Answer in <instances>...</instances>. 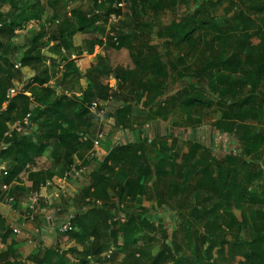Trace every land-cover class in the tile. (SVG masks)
Instances as JSON below:
<instances>
[{"label": "rangeland", "instance_id": "obj_1", "mask_svg": "<svg viewBox=\"0 0 264 264\" xmlns=\"http://www.w3.org/2000/svg\"><path fill=\"white\" fill-rule=\"evenodd\" d=\"M34 2L32 13L39 14L38 20L23 23L12 33L0 32V109L13 85H24L29 104L35 106L39 87L32 80L47 72L46 86L63 110L77 121L84 104L92 115L91 105L82 103L89 93L91 103L102 105L105 127L88 142L79 133L78 153L72 158L75 172L64 165L67 150L48 143L18 183L21 195L27 193L19 202L31 206L36 194L45 200L47 194L75 193L73 182H79L77 174L87 168L89 159L94 157L88 165L101 173L102 161L114 146H143L141 165L150 171L142 182L144 190L123 202L113 187L127 178L126 166L124 173L116 170L99 181L106 203L85 194L83 189L91 188L94 180L88 176V185L82 183L79 194L84 201L74 205V229L65 239L57 231L54 250L82 251L72 233L85 235V244H91L92 228L100 224L101 213L110 212L116 236L100 227L106 252L101 262L88 264L105 259L109 264H247L245 251L264 255V78L257 82L254 76L264 64V0H120L124 4L120 14L108 12L116 0ZM11 13L9 3L0 0V15ZM187 19L208 22L191 42L181 38L192 27ZM175 31L180 36L172 38ZM247 42L250 51L243 53ZM29 51L41 55L42 61L19 66ZM157 58L162 59L163 75L158 73ZM214 58L229 60L228 70L205 75V60ZM68 61L75 62L77 73L65 77ZM225 89L232 96L230 106L220 98ZM189 98L193 104H181ZM118 106L128 109L127 127L113 129L109 125ZM39 123L31 132L40 135ZM78 128L74 122L62 123L59 133L73 139ZM256 143L259 149L254 148ZM37 178L44 179V185L28 193ZM10 192L2 202L13 198ZM62 208L64 214L70 212L68 205ZM120 226L124 230L118 231ZM32 255L25 263L12 264H41L44 256ZM82 259L67 253L63 264H81ZM5 262L0 256V264Z\"/></svg>", "mask_w": 264, "mask_h": 264}, {"label": "trees", "instance_id": "obj_2", "mask_svg": "<svg viewBox=\"0 0 264 264\" xmlns=\"http://www.w3.org/2000/svg\"><path fill=\"white\" fill-rule=\"evenodd\" d=\"M7 1L11 7L12 13L9 17H4L0 15V32L6 31L9 33H12L15 28L21 27L23 23L30 22L33 20L39 19L38 13H32L35 2L39 0H2ZM118 2L120 0H116L115 3L110 4L109 7V14H120V8L118 7ZM199 11V9L197 10ZM188 23V26H192L191 29L186 31L182 35V41H188L191 42L193 39L194 34L198 30H204L207 29L208 22L205 21H194L187 19L186 21ZM187 27V24H184L182 26V30L185 31ZM247 28V27H246ZM63 32V30H62ZM173 37L180 36V32L175 31L172 35ZM63 44L64 47H67L65 44V41L62 40L60 42ZM120 41L118 39V45ZM250 42H247L243 44L242 46V52L243 53H249L247 50H249L248 45ZM250 51V50H249ZM43 57L38 54H34L33 51L26 52L23 56L22 61L20 62L21 65L24 66H30L35 62L42 61ZM157 66H158V73L163 75L161 62L162 59L157 58L155 60ZM230 65L229 60L224 61H218L217 58L212 59H206L203 66V72L205 75H208L210 72H221V70H228V66ZM66 72L65 77L69 76L71 73H77V68L75 66L74 61H68L66 63ZM42 76H37L32 80L33 82H36L39 87V94L35 98V106L31 107V104L29 102L31 101L30 98L25 94L24 90L23 92L19 93L13 98L8 97V93L12 87L8 90L7 94L4 97L3 101V107L4 109H0V164L4 165V168L6 170V175L4 173H0V202L4 200V197L7 193H9V190H11V194L13 196V203L12 206H17L19 202V199L23 196H25L27 193L22 194L19 192L18 189V183L22 179V175L25 174L28 169L29 165H31L34 161L40 159L42 157V154L48 145V143L53 142L55 145L59 147H64L67 150V154H65L64 158L66 159L64 162V165L67 169V171H72V158L74 155L78 153V136L79 133L83 132V134L86 135V139L84 138L85 142H88L89 140L93 139L96 136V133L99 131V129H102L105 127L103 123H101V116L99 115V110L102 109V105L99 106V109L97 112H92L91 115L89 110L85 108L84 104L81 111L78 112V120L75 121V119L72 118V116L65 110H63L61 107L62 102L60 100H53V91L46 86L50 82V78L47 75V72H44L41 74ZM255 80L257 82H261V80L264 78V64H260L257 67V71L254 74ZM39 77H42L39 79ZM120 77V75H117V79ZM19 83H23V78L21 75L18 76ZM24 86V85H23ZM185 91V90H184ZM229 90L225 89L221 93V100H224L228 106L232 105L231 99L232 96L228 93ZM186 93V92H185ZM183 94L182 92H178L177 96L178 98ZM112 95L116 99V104L119 103L117 90H113ZM235 97V95H234ZM111 98V97H110ZM249 98L244 99V103ZM92 97L91 94L86 93L84 94V100L82 103L91 105L92 103ZM191 105L193 104V101L191 98L187 99L185 102L182 101L181 104L184 105ZM113 106L112 104L110 105ZM91 110V109H90ZM114 115L113 119L115 120V125H109L110 127L114 128H120V127H127V112L128 109L124 108L122 106H118L113 108ZM30 114L29 118V124L24 126V119L26 116ZM16 116L17 118L13 117ZM242 117V116H241ZM239 117V118H241ZM21 121V122H19ZM40 122V123H39ZM74 122L76 126L79 128L76 131V136L71 139V134H60V129L62 127V123H71ZM76 122V123H75ZM14 123H17L19 126H23L26 130L23 132H18L16 129H11L10 126ZM35 123H39V130L40 135L35 134L36 132H31L32 127ZM10 135V136H9ZM39 141V142H38ZM2 145H6V147L2 148ZM255 149H259L261 146L259 144L253 145ZM143 151V146H137L135 149L133 146H114L107 156L102 161V170L100 172H96L93 170V172L90 174L93 180V185L89 189H83L86 190L85 194H87L88 197H91L92 199L98 201H102V203H106L107 195L106 191H104L101 187H99V181L103 180L104 178H108V175L112 174L116 170L122 171L124 173L125 169L124 167H127V178L123 183L116 184L113 189L117 191V196L120 201H127L131 200L134 197L137 196V194L141 193L144 190L143 186V180L146 177L145 175L149 174L150 171H145L142 168L143 163V156L141 157ZM11 158L9 162L6 161V159ZM230 158L233 161V157L230 156ZM6 162H5V161ZM94 161V157H91L89 161L86 163L87 167H90V163ZM89 164V165H88ZM162 167V164L160 165ZM231 172H235V168H232L230 170ZM161 172L165 175L166 171L161 170ZM99 176H101V179L98 180ZM145 176V177H144ZM228 181V178L225 179V183ZM231 186H234L235 179L231 180ZM45 180L37 178L35 180H32V186L33 188L28 192H38L42 185H44ZM4 186H7L9 188L4 189ZM226 186V184H225ZM228 188V187H226ZM23 193V192H22ZM230 194L231 191H228ZM6 201V199H5ZM42 202V200L39 198L37 205H39ZM163 211V208L161 209ZM62 211V210H61ZM65 212H61L60 214L63 215ZM70 213V212H68ZM73 213V212H72ZM74 214V213H73ZM103 218L99 222L94 225L92 228V231L90 234L92 235L93 242L89 245L85 244L86 236L79 234V232L72 233V239L77 242L78 247H82V251H78L77 248H70L67 252H61L60 250H54V249H48L45 252L44 258L40 261L41 264H63L65 260V255L67 253L72 254L74 257H78V255H82V263L81 264H88L89 261L93 262H101L102 255L106 252V246L104 242L102 241L101 235L99 233L100 227L104 226L105 229H107V232L109 235H112L113 237L116 236L114 230L115 223H113L112 215L110 212H103L101 213ZM75 218L72 222V230L74 229L75 222L77 220V215L74 214ZM81 227H84V223H80ZM82 227V228H83ZM83 228V230L85 231ZM124 230V227H119L118 231ZM71 231L67 233H61V236H67ZM208 231H210L208 229ZM208 233V232H207ZM5 241V240H4ZM255 241H258L256 238ZM239 243V242H238ZM236 243V244H238ZM256 243V242H254ZM241 245V244H239ZM11 249V248H10ZM11 251V250H10ZM247 264H253L255 261H261V264H264V255L261 254L258 250H254L253 252H249L248 250L244 252ZM243 253V254H244ZM5 258V257H4ZM6 259V258H5ZM15 261V260H14ZM7 264L8 263L6 260ZM109 260H104L101 264H109ZM72 264V263H71Z\"/></svg>", "mask_w": 264, "mask_h": 264}, {"label": "crops", "instance_id": "obj_3", "mask_svg": "<svg viewBox=\"0 0 264 264\" xmlns=\"http://www.w3.org/2000/svg\"><path fill=\"white\" fill-rule=\"evenodd\" d=\"M92 172L93 169L87 167L78 174L76 173L79 182H73L75 193H71V195H65L64 192L60 195L55 193L52 196L47 194L48 196H45L42 204H39L41 210L34 222L28 221L26 217L30 202L28 204L20 202L17 206H9L6 201L0 202V256L5 257V260L10 263L14 260L25 263L32 254L43 257L46 250L54 249L53 247L59 242V237L56 235L59 226L56 225L58 222L55 225L49 223L47 217L52 214L54 217H58L57 211L67 205L70 212H73L74 205L84 201L79 195L82 194L81 189L84 188L81 184L88 185L86 181ZM85 201H89V199ZM43 202L46 205H43ZM14 228H18L20 233L15 234ZM63 237L65 239V236Z\"/></svg>", "mask_w": 264, "mask_h": 264}, {"label": "built area", "instance_id": "obj_4", "mask_svg": "<svg viewBox=\"0 0 264 264\" xmlns=\"http://www.w3.org/2000/svg\"><path fill=\"white\" fill-rule=\"evenodd\" d=\"M117 5H118V7L120 9H122L123 6H124V4L122 2H118ZM113 35L114 34H111V36H113ZM114 41L115 42L118 41L116 36H114ZM19 66H21V63H19ZM116 84H117V82L115 80L114 86H116ZM23 88H24L23 85H18L16 87L10 89V91L8 93V97L9 98L15 97L19 93L23 92ZM113 89H115V88L113 87ZM99 106H101V104L92 103L91 106H90V109L93 112H97L98 109H99ZM102 112H103V110H101L99 112V115L102 114ZM29 118H30V114H28V116H26V118L24 119V126L29 124ZM16 125L17 126L14 129H16L18 132H23L24 133L26 131L23 126H19L18 124H16ZM17 127H19V128H17ZM98 136L100 138H102L104 136L103 132H101V134H99ZM3 147L5 148L6 145H2V148ZM1 172L4 173V175L7 174L6 170L4 168V165L0 164V173ZM7 188H8L7 186H4V189H7ZM31 200H33V203H31V206H29V212L27 213L26 217H27L28 221L34 222L36 217L40 213L39 205H37V203H38V195L36 194V196H34V198L30 199V201ZM6 203H7V205L12 206L13 199L12 198L6 199ZM57 213H61V209L58 210ZM74 218H75L74 214L72 212H70V213L63 214V216H61V218L59 216L58 217H54L53 214L52 215H48L47 220H48L49 223L54 224V225H55L56 222H58V224H56L57 226H59L58 231L60 233H67V232L72 230V222H73ZM13 232L15 234L20 233L18 228H14Z\"/></svg>", "mask_w": 264, "mask_h": 264}, {"label": "water", "instance_id": "obj_5", "mask_svg": "<svg viewBox=\"0 0 264 264\" xmlns=\"http://www.w3.org/2000/svg\"><path fill=\"white\" fill-rule=\"evenodd\" d=\"M111 124L115 125V120L114 119H111Z\"/></svg>", "mask_w": 264, "mask_h": 264}]
</instances>
